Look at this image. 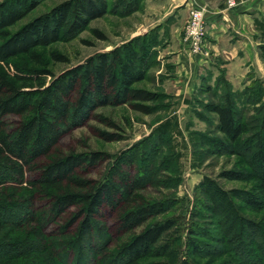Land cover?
<instances>
[{
  "label": "trees",
  "instance_id": "1",
  "mask_svg": "<svg viewBox=\"0 0 264 264\" xmlns=\"http://www.w3.org/2000/svg\"><path fill=\"white\" fill-rule=\"evenodd\" d=\"M42 1L0 3V264L58 259L56 249L71 250L73 254L76 251L77 264H164L157 260L161 257L158 245L174 222L166 220L146 226L160 212L139 195L146 188L145 182L120 172L117 179H91L89 174L107 160L105 154L64 153L59 149L61 141L85 126L98 108L128 104L140 113L152 112L146 104L156 101L159 95L134 85L155 64L158 37H144L148 41L140 47L131 41L99 53L55 76L36 49L49 47L64 37H75L90 21L105 14L106 5L101 0L66 2L9 33V28ZM152 34L157 33L154 30ZM259 50L264 58V46ZM51 58L58 62L65 60L55 52ZM228 98L209 106L216 116L217 131L229 142L227 145L205 138L212 154L237 153L231 146L246 132ZM157 131L160 135H180L174 117L161 123ZM98 135L108 142L116 140L106 133ZM200 137L192 135V143ZM238 144L241 149L242 144ZM202 155L194 157L199 160ZM246 155L249 172H225L223 176L252 182L250 191L235 194L251 211L262 212L264 130L256 135L255 144ZM37 200L46 201L48 209L37 211L34 207ZM107 211L115 217L113 232L104 220ZM59 221L60 226L47 233L46 228ZM239 228L232 249L224 254L241 264H264V235L245 219ZM198 235L222 242L221 236L210 232ZM241 235L260 238L257 260L248 254L247 260L242 257ZM122 238H126V243L113 251V241ZM187 246L192 256L200 258L221 256L224 252L194 240H188ZM42 252H49L48 257ZM177 264L194 263L180 260Z\"/></svg>",
  "mask_w": 264,
  "mask_h": 264
},
{
  "label": "rangeland",
  "instance_id": "2",
  "mask_svg": "<svg viewBox=\"0 0 264 264\" xmlns=\"http://www.w3.org/2000/svg\"><path fill=\"white\" fill-rule=\"evenodd\" d=\"M3 1L5 0H0V3ZM74 1L76 0H43L8 31L14 33L34 19L50 13L57 6ZM101 1L106 5L105 14L90 21L84 31L73 38L64 37L49 47L36 49L53 75L57 76L69 68L83 64L88 58L122 47L131 41L140 47L148 41L144 37L157 35L152 34L154 30L144 35L136 34L140 26L155 20L150 13L153 6L150 0ZM155 8L157 9L156 5ZM195 8L198 7H192L189 13ZM262 46L264 40L258 49ZM52 52L65 60H52ZM258 57L262 68L245 75L239 82H229L221 71L213 81L211 75L204 74L192 93L183 98L174 96L173 91L166 88V73L158 74L160 61L155 54V64L145 73L144 79L134 85L135 88L159 95L156 101L146 104L152 109L150 114L135 111L128 104L98 108L85 126L72 131L59 145L60 151L64 153L100 152L108 157L89 174L91 179H117L120 172L145 182L146 188L139 191V195L145 202L155 205L160 212L146 226L166 220L174 222L158 245L161 257L157 260L161 263L177 264L180 260H187L194 264H241L224 254L226 250L232 249V241L239 233L241 221L245 219L253 222L258 227L257 231L264 235V211H251L237 196L250 191L253 183L228 180L223 176L225 172L250 171L246 151L255 144L256 135L264 130V58L260 50ZM225 97H229L234 104L246 132L237 144L231 146L237 153L217 155L209 153L211 148L206 144L205 138L227 145L229 142L217 131L216 116L209 111V106L222 103ZM172 117L177 120L180 135H160L158 126ZM99 132L112 135L116 140H102ZM192 135L201 136L195 144L191 141ZM238 143L242 144L241 149L238 148ZM198 153L204 155L196 160L194 155ZM34 207L37 211H45L48 204L37 200ZM104 220L113 232V213L107 211ZM60 224L61 221L50 224L46 228L47 233H53ZM202 231L221 236L222 242L200 237L198 233ZM240 237L239 245L244 250L242 257L246 259L248 254L257 260L260 238ZM126 238L114 240L111 249L117 250L126 243ZM188 240L224 252L221 256L194 257L187 246ZM56 250L59 253L58 259H33V264H77L76 251L73 254L71 250ZM41 255L48 257L49 252H42Z\"/></svg>",
  "mask_w": 264,
  "mask_h": 264
},
{
  "label": "crops",
  "instance_id": "3",
  "mask_svg": "<svg viewBox=\"0 0 264 264\" xmlns=\"http://www.w3.org/2000/svg\"><path fill=\"white\" fill-rule=\"evenodd\" d=\"M150 1L155 20L140 26L136 34L156 31L158 74L166 73V88L174 96L185 98L204 74L213 81L221 71L229 82L237 83L262 68L258 47L264 40V0ZM227 1L237 4L228 8ZM194 6L204 10L205 40L200 55L191 54L183 42L189 10Z\"/></svg>",
  "mask_w": 264,
  "mask_h": 264
},
{
  "label": "built area",
  "instance_id": "4",
  "mask_svg": "<svg viewBox=\"0 0 264 264\" xmlns=\"http://www.w3.org/2000/svg\"><path fill=\"white\" fill-rule=\"evenodd\" d=\"M235 6L234 1H228L227 7ZM205 40L204 10L202 8L192 9L184 28L183 42L188 45L193 55H200L203 51Z\"/></svg>",
  "mask_w": 264,
  "mask_h": 264
}]
</instances>
